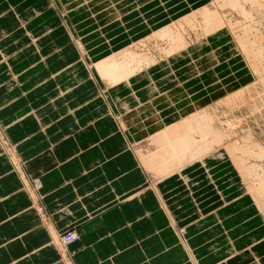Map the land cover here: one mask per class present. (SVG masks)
<instances>
[{
  "label": "crops",
  "instance_id": "0c3cea01",
  "mask_svg": "<svg viewBox=\"0 0 264 264\" xmlns=\"http://www.w3.org/2000/svg\"><path fill=\"white\" fill-rule=\"evenodd\" d=\"M106 1L0 0V264H264V219L230 160L162 180L143 166L150 136L252 81L232 41L202 39L108 88L95 65L191 0Z\"/></svg>",
  "mask_w": 264,
  "mask_h": 264
},
{
  "label": "bare ground",
  "instance_id": "6f19581e",
  "mask_svg": "<svg viewBox=\"0 0 264 264\" xmlns=\"http://www.w3.org/2000/svg\"><path fill=\"white\" fill-rule=\"evenodd\" d=\"M222 1L213 0L208 6L205 5V7H202L201 11H198V14H192L193 18L187 19L185 21L186 23L167 26L158 33L143 40L144 42H140L141 44L139 47L146 46L147 48L148 45H150L151 48L147 51H141L138 49L139 47L124 49L110 56L108 59L98 62L95 67L100 79H102L108 88L114 86L115 88L120 86L127 87L130 85V81L134 80L139 75H144L149 80L148 74L152 69L159 68V66L166 64H158L161 60H167L170 57L178 56L182 54L183 50L188 51L193 44L195 45L196 42H201L200 40L202 39L221 38L225 36L227 41L230 42L231 40L232 44L230 47L234 49L232 51H235L243 61L245 60L247 62L245 63L248 64L251 69L254 83L242 86L240 89L238 88L232 95L215 103L212 107L203 111L199 110L188 117L184 116L185 118L178 120L155 135L150 136V138L144 142L150 145V149L148 152H145V149H143V166H145L148 173L153 177L162 180L169 176L179 174L186 168L194 166L195 164L206 165V161L209 158L216 157L217 159H221L225 156V158L233 163L237 171L241 173L243 179L246 177L244 176L246 174L252 179L253 187L256 186L255 191L260 194L259 196L263 197L264 201V144L259 143L251 132H247L248 134L246 136L244 135L245 137L242 138V141L239 139L241 142L234 139V142L226 144L231 140L230 138L234 134L228 133L227 131L224 132L217 123L215 124L211 121L213 117L210 115L213 110L225 107L226 105H234L235 99L240 100L247 95L246 93L250 92L256 84H264V48L261 45L260 48L255 50L251 40L246 36V31L249 30L250 34V31L256 30V25L251 27L250 23V26L248 24V28H246L244 33L242 32L241 34L235 35L234 31L230 29V26L233 28V24L235 23L232 22L233 24H231L230 18L224 13L225 19L227 16V21L230 26L226 24L227 26L223 27L225 22L213 11L216 3L218 2L219 6L222 8L224 4H227L229 7L234 6V9H240L245 15L243 17L244 19L251 20L253 23L257 24L253 14L248 12L245 8L251 6L253 9H257L256 11H258V13L262 12L263 16L264 2L263 0H226L223 4ZM201 15L210 17L207 18L205 22L206 24H211L208 26L206 25L207 28L203 26L200 28L198 24L197 20ZM210 19H212V21ZM262 19H264V16ZM218 21L219 23H216ZM207 34L209 35L207 36ZM201 36L203 38H201ZM78 49L80 51L83 47H78ZM209 57L216 58L214 54H210ZM231 127L232 126H230V128ZM253 180L255 182H253ZM39 186L40 184L37 183L38 188ZM247 190L248 195L253 199L251 196L252 191L248 186ZM257 193L256 195H258ZM67 235L65 234L63 239L61 238L63 244L68 245L79 241L77 234L70 233V240L66 239ZM180 240L182 239L180 238Z\"/></svg>",
  "mask_w": 264,
  "mask_h": 264
},
{
  "label": "rangeland",
  "instance_id": "374dc122",
  "mask_svg": "<svg viewBox=\"0 0 264 264\" xmlns=\"http://www.w3.org/2000/svg\"><path fill=\"white\" fill-rule=\"evenodd\" d=\"M146 1H148V0H146ZM185 1L186 0H173V2H172V0H169V2H167V6L169 7V5H172V6H176V5H180V4H182V3H185ZM188 1V0H187ZM211 1V2H210ZM212 1L213 0H191V3H198V4H191L190 2H188V6H180V7H178V9H176L175 11L174 10H170V11H168V12H166V13H163L162 15H159V17L158 18H161V19H158V21L157 22H155L154 23V21H153V23H154V25L155 26H152L153 25V23H151L150 24V22L152 21H147V24H145V25H143V27H146V28H142V27H140L139 28V31L138 32H133L132 34H130V36L131 37H133L134 39L135 38H137V37H141V36H145V34L146 33H148V32H151V31H153L154 29H156V31L154 32V34L155 33H158L161 29H163V28H166L167 27V25H174V24H178V23H186L185 21L187 20V19H189V18H191L192 17V14H198V11H201V9H202V7H205V5H209V4H211L212 3ZM222 1V0H221ZM225 2H226V0H224ZM224 1H222L223 2V4H224ZM97 2V1H96ZM263 2H264V0H263ZM245 3V2H244ZM243 3V4H244ZM77 4V5H76ZM222 4V5H223ZM264 4V3H263ZM62 5H63V8H66V7H70V6H73L74 8L75 7H78V6H82L83 5V3L82 2H79V4L76 2V0L74 1V0H71V2H68V1H66V0H64V2L62 3ZM127 4H124V3H120L118 0L116 1V0H114L113 2H109V1H106V3L104 4H102L101 6H98V9H101L103 6H105V7H103L102 9H104V8H106V7H111V10H115L116 8L117 9H119V11H132V6H134V5H130L129 6V8L127 9V10H125L126 8H125V6H126ZM221 5V4H220ZM147 6V5H146ZM246 6V5H245ZM95 7H97L96 5H95ZM228 7V8H227ZM232 7V8H231ZM234 6H228L227 4H224L223 5V8L221 7V6H219V4H218V2L216 3V6H215V9L213 10V11H215V13L220 17V19L221 20H223V22H225V24H224V26L223 27H226L227 25L226 24H228V26H230L229 25V22L227 21L228 19H227V16L230 18V20H231V24H233V23H235V24H233L234 25V27L232 28L231 26H230V29H232V31H234V33H235V35H237V34H241L242 32L244 33V31L246 30V28H248V24H249V26H250V23H251V27H253L254 25H256V30L255 31H250V34L251 35H253V36H251L250 34H249V30L248 31H246L247 32V34H246V36L251 40V42H252V44H253V48L255 49V50H257L258 48H260L261 47V45H262V47L264 48V19H262L263 18V16H262V12H260V13H258V11H256L255 10V8L253 9L251 6L250 7H247V8H245V9H247L248 10V12H250V13H252L253 14V17H254V19H255V22L257 23V24H255V23H253V21H251V20H248V19H244L243 17L245 16L242 12H241V10L239 9V10H237L236 8L234 9L233 8ZM200 8V9H199ZM226 8V9H225ZM197 9V10H196ZM250 9V10H249ZM253 9V10H252ZM145 10V9H144ZM144 10L142 11V13L144 12ZM220 10V11H219ZM223 10V11H222ZM229 11V12H228ZM171 12H173V14L172 15H174L175 16V18H172L171 17ZM227 12H228V14H227ZM264 12V11H263ZM224 13L227 15L226 16V19H225V15H224ZM137 14H139V13H137ZM156 14H157V11H156ZM223 14V15H222ZM255 14V15H254ZM135 14L133 13L131 16H134ZM144 15H146L145 13H144ZM147 15H148V17L150 16V10H148L147 11ZM170 18V19H168V17ZM184 16V17H183ZM223 16V17H222ZM261 16H262V18H261ZM148 17H141V18H138L137 20H134V19H130L131 20V23H129V21H128V19H127V26L128 27H132V25H135V22H138V21H140V20H142V19H147ZM182 17V18H181ZM162 18H167V20L165 19H162ZM193 18V17H192ZM207 18H210V17H204V16H200L199 18H198V24H199V26H200V28L203 26V27H205V28H207V26L208 25H211V24H206L205 22H206V20H207ZM240 20H239V19ZM258 19V20H257ZM134 20V21H133ZM211 21H212V19H210ZM263 20V21H262ZM162 21H165L164 23H162ZM168 21V22H167ZM242 21H243V23H242ZM251 21V22H250ZM144 22V21H143ZM171 22V23H170ZM233 22V23H232ZM238 23V26H237V23ZM240 22V23H239ZM70 24H71V22H69ZM216 23H219V21L218 22H216ZM76 24V22H74V25ZM207 25V26H206ZM247 27H246V26ZM116 27H118V26H116ZM150 27H151V30H150ZM237 28H238V30H237ZM241 28V29H240ZM257 28H259V29H257ZM236 30V31H235ZM206 32V31H205ZM205 32H204V34H205ZM254 32V33H253ZM209 34H207V36H208ZM263 35V36H262ZM148 36H151V34H149V35H147L146 34V36L145 37H148ZM206 36V35H205ZM243 36V35H242ZM245 36V35H244ZM246 36H245V38H246ZM251 38H250V37ZM236 37V36H235ZM129 38V37H128ZM149 38V37H148ZM201 38H203L202 36H201ZM225 41H227L226 40V38H225V36H223L222 37ZM222 39V40H223ZM122 40V39H121ZM146 40V39H145ZM120 40H118V41H116V43L114 42V45H118V43H120L119 42ZM142 42H144V41H141V43ZM76 45L78 46V47H83L82 45H81V42L80 41H77L76 40ZM140 42L139 43H137V44H134V45H132V46H129L128 48H124V49H131V48H134V47H139L140 46V44H141ZM259 43V44H258ZM80 45V46H79ZM138 45V46H137ZM255 45V46H254ZM112 46H113V44H112ZM149 48H151L150 47V45H148V47L146 48V46L145 47H139L138 49H140L141 51H147ZM230 48V51H231V53H229L228 52V49H227V52H228V56H230L232 53H233V55L234 54H236L237 56H238V54L237 53H235V51H232V50H234V49H232V47H229ZM109 49V48H108ZM79 50V49H78ZM122 51V50H121ZM121 51H118V52H116V53H114V54H117V53H119V52H121ZM80 52H81V54H85L86 52H87V50H85V48L83 47V49H80ZM101 53H103L102 51H99V52H97L96 54H95V56L98 58L99 57V55L101 54ZM113 54V55H114ZM112 56V55H111ZM216 58H218L217 56H215ZM237 58V57H236ZM238 58L240 59V60H242L243 61V59L242 58H240L239 56H238ZM208 59H210V57H208ZM214 59V58H213ZM244 62V64L246 65V68L248 69V71L251 73V69L249 68V66H248V64H246L247 62L244 60L243 61ZM246 62V63H245ZM216 63V61H207V62H204V65H208V66H212L213 64H215ZM205 67L206 66H202L201 67V70H203V68L205 69ZM194 72L192 73V74H195V75H197V73L199 72V71H197L196 70V68L193 70ZM184 76H188V75H184ZM254 82H253V78H252V81L251 82H247V81H244L243 83H242V86H247V85H251V84H253ZM242 86H240V87H242ZM240 87H239V89H240ZM247 95H245L244 97H242L240 100H238V99H235V104L234 105H232V106H230V105H226L225 107H221V108H218L217 110H213V112H212V114H210L213 118H212V122L213 123H217V125L225 132V131H227L228 133H233L234 135L230 138L231 140H229V142H227L226 144H229L230 142H234L235 140H237V141H239V139L242 141V138L243 137H245L249 132H251V133H253V135L255 136V138H256V140L259 142V143H263L264 144V84H256L255 86H254V88H252L251 90H250V92H247L246 93ZM232 95V94H231ZM225 99V98H224ZM213 103H215V102H213ZM212 103V104H213ZM211 105V104H210ZM223 115V116H222ZM218 116V117H217ZM216 117V118H215ZM216 119V120H215ZM223 121V122H222ZM225 124H227V125H225ZM230 126H232L231 128H230ZM228 127V128H227ZM247 127V128H246ZM248 132V133H247ZM242 134V135H241ZM245 135V136H244ZM233 138V139H232ZM235 139V140H234ZM241 141H239V142H241ZM238 143V142H237ZM225 156H223V158H224ZM234 157H236V156H234ZM234 166V165H233ZM235 169L237 170V168L235 167ZM245 171V170H244ZM242 172H243V170H242ZM237 174L239 175V177L241 178V180H242V182L245 184V186H246V188H247V186L250 188V190L252 191V193H251V196L253 197V201H255V204L257 205V207H258V209H259V211L261 212V214H262V219H264V201H263V197H261V196H259L260 194L259 193H257V191H255L256 189V186L255 187H253V184H252V179L249 177V176H247V174L246 175H244V176H246L244 179H243V177H242V175H241V173H239V171H237ZM249 178V179H248ZM251 179V180H250ZM247 180V181H246ZM250 182H251V184H250ZM253 182H255L254 180H253ZM35 183V184H34ZM37 183H39L40 184V186H41V182L40 181H33V185L35 186L34 188L35 189H37L38 187H37ZM250 185V186H249ZM39 186V187H40ZM252 188V189H251ZM258 194V195H256V193ZM255 196V197H254ZM257 201V202H256ZM260 201V202H259ZM263 208V209H262ZM40 212H42V210L40 209ZM70 233H74V232H72V231H70V232H66V233H64L62 236H61V238L63 239V236L66 234H70ZM185 230L184 229H180V230H178V235H179V237L181 238V239H183V237H184V235H185ZM181 234V235H180ZM60 238V242H61V244L63 245V247L64 246H69V245H71V244H68V245H65V244H63L62 243V239ZM77 243V242H76Z\"/></svg>",
  "mask_w": 264,
  "mask_h": 264
},
{
  "label": "built area",
  "instance_id": "2783aa9c",
  "mask_svg": "<svg viewBox=\"0 0 264 264\" xmlns=\"http://www.w3.org/2000/svg\"><path fill=\"white\" fill-rule=\"evenodd\" d=\"M67 240H70L71 239V236L68 234L67 237H66Z\"/></svg>",
  "mask_w": 264,
  "mask_h": 264
}]
</instances>
